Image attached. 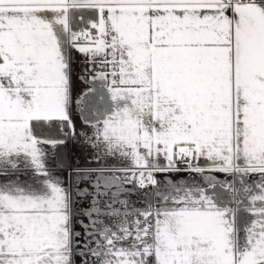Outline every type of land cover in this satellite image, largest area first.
<instances>
[{"label": "snow or ice", "instance_id": "6c2138e0", "mask_svg": "<svg viewBox=\"0 0 264 264\" xmlns=\"http://www.w3.org/2000/svg\"><path fill=\"white\" fill-rule=\"evenodd\" d=\"M0 264H264V0H0Z\"/></svg>", "mask_w": 264, "mask_h": 264}]
</instances>
